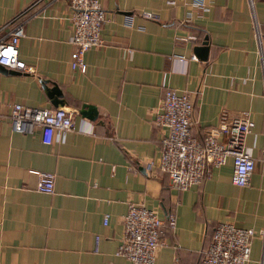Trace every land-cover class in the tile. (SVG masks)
<instances>
[{
    "label": "crops",
    "instance_id": "1",
    "mask_svg": "<svg viewBox=\"0 0 264 264\" xmlns=\"http://www.w3.org/2000/svg\"><path fill=\"white\" fill-rule=\"evenodd\" d=\"M99 1L104 44L85 52L82 73L70 63L69 0H0V39L19 17L26 29L19 57L31 68H0V264H132L115 254L130 202L161 219L175 215L173 229L160 228L165 244L154 264H201L219 222L253 229L247 264H264V0H204V11L196 0ZM204 38L201 59L194 48ZM44 80L62 91L75 127L49 145L39 130L15 132L9 121L13 103L54 108ZM164 86L190 92L197 138L250 115L248 185L231 183L230 158L185 191L148 167L165 134L153 122ZM82 105L97 117L82 116ZM36 171L55 174L52 194L36 190Z\"/></svg>",
    "mask_w": 264,
    "mask_h": 264
},
{
    "label": "built area",
    "instance_id": "2",
    "mask_svg": "<svg viewBox=\"0 0 264 264\" xmlns=\"http://www.w3.org/2000/svg\"><path fill=\"white\" fill-rule=\"evenodd\" d=\"M69 21L71 27L70 54L72 69L85 72L84 54L92 48L103 46L101 35L106 12L99 0H69ZM196 6L205 10L204 0H196ZM148 19L156 15L143 12ZM130 15L125 16L127 25L131 24ZM7 39H0V65L17 71H31L19 57V41L26 35L25 25L18 20ZM257 42H260L258 25L253 26ZM186 39L195 40L194 35ZM185 60L183 58H180ZM191 60H197L195 55ZM194 105L188 90H177L164 86L161 104L154 117V124L165 130L160 139L159 153L148 162V167H156L168 175L171 186L185 191L209 176L212 168L232 162L231 183L246 186L254 170L255 159L245 145V138L252 132L254 122L248 113L233 118L229 123L207 128L201 138L191 132V117ZM9 121L12 131L32 133L39 130L42 143L49 145L65 132L74 130L72 112L66 107L40 108L13 103ZM36 190L41 193L54 192L55 174L36 171ZM107 215L104 217V224ZM173 229L176 218L168 213L161 219L154 209H147L134 202L128 203L122 218V236L115 254L132 264H154L157 250L165 242L160 238V228L164 223ZM255 231L241 228L231 222H219L206 242L201 264H247Z\"/></svg>",
    "mask_w": 264,
    "mask_h": 264
},
{
    "label": "water",
    "instance_id": "3",
    "mask_svg": "<svg viewBox=\"0 0 264 264\" xmlns=\"http://www.w3.org/2000/svg\"><path fill=\"white\" fill-rule=\"evenodd\" d=\"M207 49H208V41L207 38H204L201 45L196 46L194 48V52L197 54L199 58L205 59L207 56ZM0 68L3 70H8V68L1 65ZM41 83H42V87L46 92V95L50 100V103L54 107L63 106L65 104L62 91L60 90L57 84L52 83L50 86H48L47 85L48 82L46 80L42 81ZM79 113L90 120L95 119L98 114L96 108L92 105H82L81 109L79 110Z\"/></svg>",
    "mask_w": 264,
    "mask_h": 264
},
{
    "label": "trees",
    "instance_id": "4",
    "mask_svg": "<svg viewBox=\"0 0 264 264\" xmlns=\"http://www.w3.org/2000/svg\"><path fill=\"white\" fill-rule=\"evenodd\" d=\"M212 232H213V230H212ZM212 234V233H211ZM211 236V235H210ZM210 238V237H209Z\"/></svg>",
    "mask_w": 264,
    "mask_h": 264
}]
</instances>
